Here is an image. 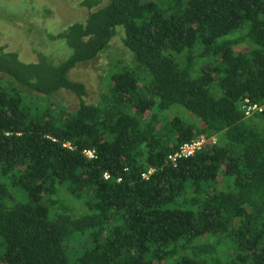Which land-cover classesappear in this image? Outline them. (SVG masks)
Instances as JSON below:
<instances>
[{
  "label": "trees",
  "instance_id": "obj_1",
  "mask_svg": "<svg viewBox=\"0 0 264 264\" xmlns=\"http://www.w3.org/2000/svg\"><path fill=\"white\" fill-rule=\"evenodd\" d=\"M117 33L98 102L33 98L80 99L67 72ZM58 38L0 50V264H264V0H107Z\"/></svg>",
  "mask_w": 264,
  "mask_h": 264
},
{
  "label": "rangeland",
  "instance_id": "obj_2",
  "mask_svg": "<svg viewBox=\"0 0 264 264\" xmlns=\"http://www.w3.org/2000/svg\"><path fill=\"white\" fill-rule=\"evenodd\" d=\"M35 1L36 0H29L26 3V0H0V16L4 17L9 21L11 28L14 31L13 36H8L7 38L0 39V45L5 46L6 43L8 44V42L13 41V48L16 49L17 54L18 56H20L21 59L33 60L32 55L30 56V52L32 53V51H30L29 46L27 47L26 44L23 42V39L25 32L28 29H31L29 28V26L35 24L37 25V23H39V18L34 15L35 9H33V7L35 6ZM41 1L42 0H37L36 2L39 5L43 6L44 2ZM73 1L74 0H50L48 4H58L61 2V4L65 5L66 7H70V4L74 5ZM20 3L25 5V9L22 11H16V9L20 7ZM82 9L84 8L79 7V9H74V11L72 12L69 11V14L71 17L80 16L82 15ZM29 20L30 22H28ZM53 22L54 24L51 29L52 32H54V30H58L62 24L61 20L60 22H58L55 19V21ZM118 36V33L115 34L110 39L106 49L98 56L94 57L89 61L77 63L68 73V78L70 77L76 82H79L83 85L85 90L83 100L85 103L94 104L98 102L101 90L103 86L107 83L106 73L109 70L111 64L118 63L116 61H121L125 63L129 61V53L122 46L120 40L118 39ZM36 41L39 48L43 49L44 54L53 57L49 58L53 61V63H57L59 61L62 62L67 58L68 51L62 48V39L55 38L48 40L42 37L37 39ZM5 80L10 81L11 79L8 76L0 73V87L2 85L5 86V84L8 83L5 82ZM33 98L39 101L51 102L54 105L59 106V108H63L66 110L70 109V111L77 105L76 96H71L66 91H57L52 95H43L41 93H35L33 95ZM168 111V115H172V113L177 112L179 115H181V117H184L187 121H192L194 119V115L186 111L180 105L172 104L169 107Z\"/></svg>",
  "mask_w": 264,
  "mask_h": 264
},
{
  "label": "flooded vegetation",
  "instance_id": "obj_3",
  "mask_svg": "<svg viewBox=\"0 0 264 264\" xmlns=\"http://www.w3.org/2000/svg\"><path fill=\"white\" fill-rule=\"evenodd\" d=\"M28 1L29 0H26V3ZM36 1H35V6L33 7V9H35L34 15L37 16V18H39V23H37V25L35 24V25L29 26V28H31V29H28L25 32L24 39H23V42L26 44L27 47L29 46L30 51H32V53L30 52V56L32 55L33 61L36 59V57H37V55L39 53L44 54L43 53V49L42 48L40 49L38 44H37V41H36L37 39L42 38V37L45 38V39H48V40L58 38L59 33L65 31L66 28L70 24H72L74 22H82V21H84L89 10L98 8V7H100V5H103V4H105L107 2V0H89L90 1L89 2L90 5L87 6L86 4L83 3L84 0H74L73 1L74 5L70 4V7H66L65 5L61 4V2L58 3V4H54V3H49L48 4V2L50 0H42L44 2V5L41 6ZM79 7H83L84 8V9H82L83 11H81L82 15L71 17L70 14H69V11L72 12V11H74V9H79ZM24 9H25V5L20 3V7L17 8L16 11H22ZM56 15H57V17H56ZM60 17H61V19H60ZM54 18L58 22H60V20H61L62 24H61V26L59 27L58 30H54V32H52L51 29H52L53 24H54L53 21H55ZM28 22H30V20ZM16 30H18V29H16ZM19 32H21V31H19ZM40 34H42V35H40ZM13 35H14V31L11 28V25H10L9 21L7 19H5L4 17L0 16V39H4V38H7L8 36H13ZM59 39H61V38H59ZM0 50L8 51V52L9 51L10 52H14L16 54L17 58L20 59L21 61H24V62L32 61L31 59L30 60L29 59H21L20 56H18L16 49L13 48V41L8 42V44L6 43L5 46L4 45H0ZM103 51H101L98 54H96V56H98ZM44 55H46V54H44ZM87 61H89V60H87ZM84 62H86V61H84ZM77 63H83V62H77ZM74 66H72L70 68V70ZM69 71L67 72V75H66L67 79L69 81H71V80L75 81V80H73L70 77L68 78ZM0 73L6 75L4 72L0 71ZM5 82H8L7 84L9 86H11V85L13 86V84H9L10 82L13 83L12 79L10 81L5 80ZM83 90H84V87H83ZM57 91L63 92L65 90H60L59 89V90H56V91H54V92H52L50 94H46V95H52V94L56 93ZM66 92H68L71 96L75 95L74 93H70L69 91H66ZM84 92H85V90H84ZM83 96L84 95H82L80 99L76 97L77 98L76 104H78L80 100H83ZM76 107H77V105H76Z\"/></svg>",
  "mask_w": 264,
  "mask_h": 264
},
{
  "label": "built area",
  "instance_id": "obj_4",
  "mask_svg": "<svg viewBox=\"0 0 264 264\" xmlns=\"http://www.w3.org/2000/svg\"><path fill=\"white\" fill-rule=\"evenodd\" d=\"M258 109L254 105L246 106L244 114H248V110ZM207 142V139L204 135H200L196 139L183 142L175 151L167 154V159L171 162L173 166L177 164L179 159H184L192 156L196 151L201 149V147ZM211 144H215V138L210 140ZM84 154L88 157L93 155V150H84Z\"/></svg>",
  "mask_w": 264,
  "mask_h": 264
}]
</instances>
